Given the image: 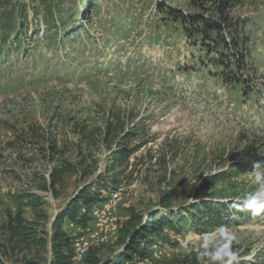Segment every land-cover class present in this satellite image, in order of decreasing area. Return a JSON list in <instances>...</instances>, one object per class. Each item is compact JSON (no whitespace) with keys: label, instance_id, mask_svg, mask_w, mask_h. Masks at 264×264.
<instances>
[{"label":"rangeland","instance_id":"rangeland-1","mask_svg":"<svg viewBox=\"0 0 264 264\" xmlns=\"http://www.w3.org/2000/svg\"><path fill=\"white\" fill-rule=\"evenodd\" d=\"M230 3L223 28L232 47L223 49L218 37L209 39L216 37L211 30L182 24V15L199 13L188 0H0V244L17 197L38 195L53 221L82 185L74 174L58 198L39 190L60 165L49 145L58 152L67 146L62 159L75 163L79 125L95 131L112 116L136 133L133 145H144L104 193L107 202L118 195L120 225L130 211H158L161 193L180 185L176 213L218 198L234 209L233 199L246 203L260 192L254 171L264 173V0ZM99 139L90 147L98 173L110 165ZM206 179L219 183L196 200ZM250 204L254 211L208 233L193 231L187 219L186 233L157 242L162 263L211 246L235 252L203 264H264V196ZM23 211L34 219L29 207ZM119 232L102 245L104 264L122 251Z\"/></svg>","mask_w":264,"mask_h":264},{"label":"trees","instance_id":"trees-1","mask_svg":"<svg viewBox=\"0 0 264 264\" xmlns=\"http://www.w3.org/2000/svg\"><path fill=\"white\" fill-rule=\"evenodd\" d=\"M188 1L191 7L199 13L190 15L189 18L182 15V24L183 22L184 24L193 22L197 26L196 28L204 29V34H216L215 38L210 37L209 39L218 41L219 38L223 49L232 47L231 41L228 40L229 37H225L223 28L227 24L224 22L229 16L227 11L230 9V0ZM172 13L176 16L175 10L170 11L169 15ZM212 13L218 16L212 17ZM208 29L212 32L206 31L205 33V30ZM16 35L20 34L16 32ZM237 38V36L232 37L234 44ZM220 52L222 53V51ZM232 56L239 62V57H236L235 54ZM241 57L243 56L241 55ZM74 134L78 138V144L75 147L72 144L75 153L72 154L71 161L75 163H70L68 158L62 159V156H68L67 146L64 145L63 149L58 152L56 143L50 144L49 152L55 158L60 157V165L50 172L49 179H42L39 190L50 192L55 198H58L60 194L57 189L64 184L66 178L72 177L74 174L79 176L82 185L57 213L53 221L49 220L47 213L42 209L44 202L41 197L34 193H25L17 197V213L13 214L12 211H9L7 222L2 227L4 243L0 244V264H6L7 261L16 264H73L76 238L67 226L71 227L72 224L74 226L72 228L76 232L77 229H84L91 225L88 223L93 219L92 211L108 200L104 193L110 191V187L114 189L118 183V176L124 172L122 168L129 166L130 159L144 146L143 144L133 145L136 141V133L127 128L120 116H112L95 131L84 124L79 125ZM97 134L100 136L99 140L102 145L107 148L110 161V165L100 173H98V163L93 156L94 151L91 152L90 148L92 144L95 145L94 139ZM82 146L87 147L86 152ZM218 183L217 179H206L202 182L197 187L196 200L200 199L202 193L214 188ZM181 186L161 193L158 211L149 212L147 216L136 213L134 210L130 211V216L122 222L119 229L117 246L122 248V251L116 254L118 260L112 259L113 261L105 264H126L145 259L150 255V247L158 244L159 241L165 242L170 233L180 236L186 233L190 227L193 228V231L208 233L217 226L228 224L234 216L240 217L243 211L255 210L251 204L244 205L246 203L243 202L238 204L234 199L231 202L236 207L230 209V203L218 198L201 200L199 203L185 207L182 212L176 213L173 210V205L182 191ZM24 199L27 200V203H23ZM261 206L263 207V205ZM28 207L31 209L34 219L25 218L23 210ZM187 219L190 220V227ZM47 224L51 227L50 232L47 229ZM103 251L104 246L102 245L92 246L87 252L83 264H104L101 257ZM49 252L51 261L48 263L47 254ZM234 252H224L223 248L209 246L174 264H203L220 260L219 258L222 256V262H225L231 258Z\"/></svg>","mask_w":264,"mask_h":264},{"label":"bare ground","instance_id":"bare-ground-1","mask_svg":"<svg viewBox=\"0 0 264 264\" xmlns=\"http://www.w3.org/2000/svg\"><path fill=\"white\" fill-rule=\"evenodd\" d=\"M117 197L118 195L115 194L114 196L115 199L107 202L109 206H117V207L107 212V221H105L104 226L96 227L95 224H92L91 222L90 226L84 229H77L76 232H80V234L81 233L82 234L75 239V243H74L75 255L73 259V264H80L84 260L87 252L92 246L110 244L111 240L117 237V234L121 227L120 222L118 221L119 199ZM105 214H106V205H101L99 208H96L92 211V218H93L92 220L103 221ZM71 227L74 226L71 224ZM150 250H151L150 255L147 256V258L142 260L127 262L126 264H163L162 258L163 257L165 258L166 255H165V250L161 246V244L158 243L156 245L151 246Z\"/></svg>","mask_w":264,"mask_h":264},{"label":"clouds","instance_id":"clouds-1","mask_svg":"<svg viewBox=\"0 0 264 264\" xmlns=\"http://www.w3.org/2000/svg\"><path fill=\"white\" fill-rule=\"evenodd\" d=\"M258 167L260 166L256 165L254 166V169ZM254 176H255L256 181L261 183L262 187H261L260 192L251 195L247 202H250L251 200H255V199L260 198L261 196H264V173H261L259 171H254Z\"/></svg>","mask_w":264,"mask_h":264},{"label":"built area","instance_id":"built-area-1","mask_svg":"<svg viewBox=\"0 0 264 264\" xmlns=\"http://www.w3.org/2000/svg\"><path fill=\"white\" fill-rule=\"evenodd\" d=\"M102 205H106V214L104 215L103 221H95V220H92V224H95L96 227H102V226H104L105 225V221H107V212L108 211H111L115 207H117V206H109L108 203H107V201L105 203H103ZM78 236H79V233L76 232V234L74 235V237L77 238Z\"/></svg>","mask_w":264,"mask_h":264}]
</instances>
